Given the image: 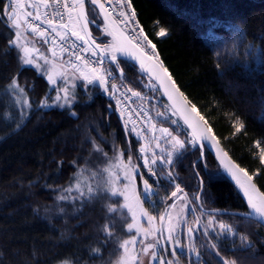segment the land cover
I'll return each instance as SVG.
<instances>
[{"label":"trees","instance_id":"trees-1","mask_svg":"<svg viewBox=\"0 0 264 264\" xmlns=\"http://www.w3.org/2000/svg\"><path fill=\"white\" fill-rule=\"evenodd\" d=\"M129 2V10L136 14L132 19L142 47L168 70L183 95L205 117L229 157L250 175L257 173L253 180L264 193V165L259 159L264 150V0ZM4 4L8 1L2 0L0 13L5 11ZM92 9L88 5L89 19L96 17L93 22L101 24ZM161 28L166 30L163 37L157 35ZM91 29L97 43L109 42L99 27L91 24ZM14 37L8 17H0V264H114L119 252L117 241L131 236L126 230L130 217L122 209L126 219L114 217L115 236L107 238L101 229L108 201L74 199L80 195L75 190L77 180L82 181L80 188L86 192L87 186L95 187L99 179V175L93 179V173L104 176L100 169L117 152L125 163L131 154L136 195L143 209L160 217L170 204L168 197L175 191V183H169L164 165H156V175L149 174L143 164L142 144L129 130L126 139L116 102L99 85L78 86L69 106L53 104L57 88L33 67H21L22 53L8 45ZM102 66L115 68L105 62ZM120 66L123 75L120 78L114 71L109 88L113 83L123 87L125 93L137 97L140 105L134 104L149 119L163 123L161 118L169 107L155 85L150 82L153 87H146L149 79L130 63L120 61ZM13 77L24 90L23 98L30 108L25 109L22 101L17 104L14 93L6 91ZM129 89L140 95L134 96ZM42 99H47L51 107H39ZM25 110L27 116L21 122ZM237 117L244 124L240 132L233 127ZM176 121L182 136L191 141L187 129L178 118ZM93 142L107 153V158L93 150ZM185 148L182 157L173 158L176 183L190 198L201 191V180L204 184L203 203H195L201 221L193 238L198 258L185 247L183 231L180 246L186 252L176 253L180 264H222L216 250L237 264H264V227L243 215L208 213L245 214L249 210L208 151L203 163L196 145L186 143ZM193 164L198 166L194 168ZM168 167L171 170L172 166ZM140 176L153 188L150 197L143 193ZM69 187L73 191H64ZM62 195L68 199H58ZM112 199L122 204L120 197ZM210 219L232 226L235 233L221 235L220 228L209 224ZM241 235L248 237L249 247L242 246ZM212 243L217 245L216 250L210 247ZM97 247L99 255L91 252ZM160 255L168 258L162 249Z\"/></svg>","mask_w":264,"mask_h":264},{"label":"snow or ice","instance_id":"snow-or-ice-1","mask_svg":"<svg viewBox=\"0 0 264 264\" xmlns=\"http://www.w3.org/2000/svg\"><path fill=\"white\" fill-rule=\"evenodd\" d=\"M51 2L59 3V0H51ZM88 2L89 0H73L72 10L69 13V21H71L72 19L71 13L77 12L76 26H80L81 22H83L81 31L84 34H81V32L76 31V26H73L70 30H71L72 36H75L77 40H82L85 45H88L90 40H92L91 35L87 32V26L88 24L92 23L96 19V17H93L92 20H89L88 16L85 13L86 5ZM106 2L107 0H105V3ZM0 3H2V0H0ZM38 3L42 5L44 8L49 7V0H38ZM90 3L100 8L101 13L105 14V22H106L105 31H107V21H108V17L110 13H108L107 9L105 8V4L101 3V0H90ZM121 3L122 4L126 3L129 9H131L132 7L129 0H121ZM32 6L33 5L31 4L28 5V7H32ZM3 7L5 11L3 13H0V17L6 15L8 17V20L10 21L9 27L14 28L16 30L15 38L14 39L10 38L8 41L9 48L15 46L22 53V55L19 56L21 67L25 65H31L37 68V70L39 71L41 66L38 63H35L34 60L32 59L33 54L37 50L34 47L26 46L24 43L21 42L22 40V32H21L22 17H21V13L19 12V9L24 7L22 0H10V2L8 4H4ZM64 7L67 9L68 5L65 4ZM92 11L94 12L95 9H92ZM23 15L28 16L32 14L25 12ZM57 15H59V13H57ZM119 15L124 16L125 21H126L129 18H135L136 14L135 12H132L131 17H128L127 13L121 12ZM32 19L40 20L41 24L44 23V21L41 20L39 12H37V14L35 15H32ZM61 19H63L62 16H61ZM125 21H115L114 20L112 22L118 24V23H123ZM23 23L27 24V30H30L34 34H38L41 37L44 36V32L43 31L38 32L36 26L32 25L31 23H28L26 20H24ZM48 26L52 28L54 31H57V34L60 36L61 41H64L66 39V36L58 31V29L56 28V24L52 20H48ZM60 27L68 28L69 25L60 24ZM112 34H113L112 32H108V35H112ZM157 35L161 37L165 36L166 30L164 28H161L160 31L157 33ZM133 39L135 38L134 37L130 38L128 36L124 37V40L128 41L129 43H132ZM144 39L147 40L148 37L145 36ZM92 42L95 43L94 40H92ZM53 43L55 44L56 42L53 41ZM148 43H149V46L153 48V51H155V45L152 44L150 40L148 41ZM95 46H96L97 51L100 53V56L98 58L99 63L102 64L104 61L105 53H107L108 49L112 48L113 46L105 45L103 43H95ZM135 46L136 45L133 44V47ZM61 50L63 51V49ZM87 50H88L87 48L84 49V51H87ZM49 51L53 53L54 57L56 56V52L53 49H49ZM97 51H93L92 54L97 55ZM115 51H119L121 54H123L124 48L122 46L117 45L115 46L114 51L110 54L111 63L115 65L114 69H109V70H105L102 72V70L99 67H90L89 68L90 74H89V73H86L83 69L78 68L77 65L75 64L72 65V68L80 73L79 78L86 81L87 84L98 83L101 89H103L105 92H108L109 88L106 87V85L109 83V81L106 77H111L113 75V72L117 70H119L121 72V75H123V70L121 69L120 62L117 61ZM142 55H146L148 59H153V57L149 54L142 53ZM77 59H80V57L78 56ZM44 60L46 64L51 65L50 69H47L42 73L43 75L47 77L48 83L50 85H55L57 79H65V80L67 79L66 70L64 71L56 70L57 66L52 61H49L46 57L44 58ZM60 67L62 68L63 65H61ZM219 67L220 65L219 63H217V68ZM141 70L142 71L147 70L145 69V66L143 63H141ZM163 70L165 73H167L168 71L166 68ZM168 80L172 81L171 75H168ZM172 87L175 89V92L179 94V96L183 99L185 104L190 103L187 97H184L183 93L180 92V89L176 87L174 82L172 83ZM116 90H117V85L113 83L111 87V91L115 92ZM6 91L10 93L19 92L21 95L24 94V90L19 87L16 77L12 78L11 82L7 86ZM57 91H58V95L56 96V100L60 101L62 99L61 96L59 95V92L63 91L65 93L63 100L65 101V103H67L69 100L68 89L66 87H58ZM129 91H132V89H129ZM132 94L134 96L140 95V93H137L135 91H132ZM171 98L172 97L169 96V99ZM16 103L19 104L20 100L18 99ZM23 106L25 109L31 107L27 99L23 100ZM58 106L63 107L64 105L60 104ZM39 107L46 108V107H51V105L47 102V99H42L39 103ZM191 112L195 113L196 117H198L200 121H203L205 125H207V121L205 117L200 114V112L197 110L194 104L191 107ZM73 115H75V113H73ZM26 116H27L26 110L21 112V122L23 118H25ZM185 122L189 124V127H193V124L189 122V120L185 119ZM233 127L235 128L236 132H240L244 128V124L242 121H240L239 117L236 118V121L233 124ZM154 128L155 126H153V129ZM159 131L162 133L163 137H171V140L168 141L172 145L171 150L166 152V158H159V160H160L161 165L167 164V165L172 166L171 170H169L167 173V179L169 180L170 184L175 183V191L171 193V196L168 197V199L177 198L178 194L184 193V189L181 187L180 184L176 183V178L174 175L175 164H176V161H174L173 159L174 153L177 155V158L182 157L183 152L181 150H185V151L187 150L185 148L186 143H191L195 145L200 140H211L213 142V147L218 148L219 141L216 139V136L212 134L211 127L207 128V135L203 134L202 132L200 136L194 135L191 141H185V140L178 139L167 128H161L159 129ZM160 138L161 137H154V139L156 140H159ZM256 144H257V147H259L260 142L257 141ZM205 148L206 146L202 145L201 151H200L201 158L205 156ZM93 150L95 152L101 153L103 156L107 158V153L104 152V150L100 148L95 142H93ZM140 151L145 152L146 149L141 148ZM224 155L227 156V153H224ZM120 156H121V153L117 152V154L112 158L114 161H116V163H109L108 166L100 169V173H106L107 178H105L103 175H100L99 173H96V172L93 173V176H92L93 179H96V177L99 175V179L97 180L95 187H93L92 185H88L87 191L86 192L82 191L80 188L82 181L77 180L75 190L78 191L80 195L79 197H75L74 199L82 198L83 201H88V202H91L96 199H104L108 201L105 204V207L107 210V216H106L105 223L103 224L102 229H101V231H103V233L105 234L107 238L111 239L115 236L114 217L119 216L121 219H126L123 216L122 209H127L128 213L131 214L132 221H133L132 223H128L126 225V230L128 232H132L133 229H135L137 235H140L141 233H143L145 238H148L154 235L157 231H160V229H157L153 225L152 222L154 220V217L148 215V213L145 212L143 208L140 206L139 204L140 197L136 195L134 191L131 196L129 195L130 186L134 179L131 173L136 171L135 166L132 165L131 163L133 159L132 155L131 154L128 155L127 164H123L122 162H120ZM157 159L158 157L154 156L149 162L147 157H145L144 166L148 168V172L150 175H156L153 165H156ZM259 159H260V163L264 165V150L260 152ZM229 164L231 165V167L227 168V171L232 176V179L236 181L237 185L243 191L245 197L247 198L248 207L251 210L250 212L244 214L245 217H250L252 220L256 221L261 226H264V193L259 192L256 189L255 184L252 183L253 175H256L257 173H253V175H249V173L245 169L239 168L236 164L232 163L231 161H229ZM197 166L198 165L193 164L194 168ZM113 167L121 168V171L123 173V179L128 181V184L123 185V188H120L117 186L119 174H117V179H112L113 173L111 169ZM160 171L163 172L164 170L161 168ZM199 175L200 173H197V177H199ZM139 179L143 182L145 193L153 191V188L147 179H145L143 176H140ZM199 183H200V187L202 191L203 190L202 186L204 184V181L201 180ZM64 191L70 192V191H73V188L69 187L68 189H65ZM119 196H123L124 198L123 204L119 203L118 200L112 199L114 197H119ZM178 198L181 201H185L188 199V196L187 194H182V195H179ZM58 199L66 200L68 199V197H65L62 195L58 197ZM191 199L193 203H201V204L203 203V197L201 196L200 192H197L196 194H194ZM137 209H139V212L137 211ZM196 210L197 209L195 208L192 209V211H196ZM139 216H143L148 220L149 225H150L148 229H143L140 226ZM168 217H169V223L166 228V231L169 233V240L171 241L173 234L175 233V230L177 228V224H174L171 222L172 221L171 214H168ZM160 220L163 222L164 217L161 216ZM213 222L214 221L212 219L209 220L210 225L213 224ZM196 223L197 224L199 223L198 219ZM219 228L221 229V235L225 233H235V229L232 226L226 225L222 222L219 224ZM191 232H192V229L190 228L189 233ZM205 235H207V233H205ZM240 240L242 241L243 247H249L251 244V242L248 240V237L245 235H241ZM159 242H160L159 240L156 241V243H159ZM117 243L119 245V248L122 249L123 252L122 254H118V259L116 261V264H137V261H139L140 258L138 255L134 254V250L130 247L131 245H134L136 243V237L133 236L130 239H124L122 241L118 240ZM176 246L177 247L180 246L179 241L176 242ZM210 247L213 250H216L217 245L215 243H212ZM154 249H155V244H147L146 246L143 247L144 255L148 256L150 254V259L148 261V264H151V261L157 258V254ZM191 250L193 249H190V251ZM91 252L99 255L100 248L98 247L92 248ZM173 255L175 256L176 254L173 253ZM215 255L219 257L220 261H222V264H237V262L234 259L230 261L226 256L222 255L221 252L218 250L215 251ZM62 264H70V262L64 261L62 262ZM140 264H143V262L141 261ZM161 264H164L163 260H161ZM169 264H171V262H169Z\"/></svg>","mask_w":264,"mask_h":264},{"label":"rangeland","instance_id":"rangeland-1","mask_svg":"<svg viewBox=\"0 0 264 264\" xmlns=\"http://www.w3.org/2000/svg\"><path fill=\"white\" fill-rule=\"evenodd\" d=\"M7 1L8 3L10 2V0H7ZM29 1L30 0H22L24 7L19 9V12L21 13V17H22V28H21L22 40L21 42L24 43L26 46L34 47L37 50L33 54L32 59L34 60L35 63H38L41 66V68L38 71L37 68L31 65H25V66L33 67L38 72L43 73L45 70L51 68V65L45 63L44 58L46 57L49 61H52L57 66L56 70H59V71L66 70V77H67L66 80L57 79L55 85H50V84L49 85L51 87H56L57 89L58 87H66L68 89V96H69L68 102L65 103V101L63 100V97L65 95L63 91L59 92V95L61 96L62 99L60 101H57L56 96L58 95V91H56L53 104H58V105L63 104L64 105L63 107L69 106L70 103L73 101V98H74V95H75V92L78 86L82 85L83 87H85V86H89L93 84H87L86 81L79 78L80 73L72 68V65L69 64V62L67 61L65 56L62 54V52L57 47H55V45L51 43L49 39H47L46 37H41L38 34H34L30 30H27L25 23H23L24 20L27 21V16H24L23 14L25 12L26 13L32 12L30 7H28ZM70 22H71L69 24L70 28H72L73 26H76V16L75 15L72 17ZM13 30H14V35H15L16 30L14 28ZM76 31L81 32V34H83L80 26H76ZM73 38L76 42L80 44L84 43L82 40H77L75 36H73ZM134 38H135L134 40H137L143 43L142 39H140L139 33ZM49 49H53L56 52L55 57L53 56V53L49 51ZM61 65H63L62 68L60 67ZM75 65H77L78 68L83 69L86 73H89V71L82 64L77 63ZM100 69L103 72L105 70H108L109 68L102 66ZM45 78L47 80L46 76ZM150 82H151L150 80L149 82H147L146 87L148 88L153 87L151 84L152 82L151 83ZM120 92L125 93L127 91L124 90L123 87L117 86V90L111 93L117 105L120 104ZM125 95L129 98V101L131 103L134 104L135 102L140 105V103L136 102L137 97H132L127 93H125ZM14 97L17 100L19 99L22 102L24 100L23 95H21L19 92L14 93ZM123 107L124 105L121 103L118 107V110H119V113H121L125 119L127 130H129V132H131L132 135L135 136L140 141V143L142 144L141 148L146 149L145 152H141V155L143 158V164H144L145 157H147V159L150 162L154 156L158 157L156 165L160 164L159 158H166V152L170 151L172 148V145L168 142L169 140H171V137H163L159 129L167 128L178 139L189 141L188 139L186 140L184 136H182L183 132L181 129H179L178 125L176 124L177 117L175 116L174 112L170 108L165 109L166 113L164 114V117L161 118L163 123H158L156 120L149 119L147 124L145 125V129L142 130L139 126L135 125L134 123L128 120L127 112L125 110H121L123 109ZM154 109H156V107ZM167 123L171 124L172 128H168L166 126L168 125ZM174 125L176 127L173 128ZM153 126H155L154 129H153ZM154 137H161V138L159 140H156L154 139ZM188 145H191V143H188ZM175 155L176 154L174 153L173 158ZM120 162H122L123 164H127L123 162L122 156H120ZM109 163H116V161L112 160ZM109 163L107 164V166L109 165ZM156 165H153V168H155ZM163 165L167 168L166 173H168L169 171L168 165L167 164H163ZM145 168L148 170L147 167ZM111 171L113 173L112 179H117V174H119V179H118V184H117L118 187L123 188V185L128 184V181L123 179V173L121 171V168L113 167ZM135 172H132L131 175L134 176ZM104 176L105 178H107L106 173ZM133 191L136 194L134 180L130 186V191H129L130 196L132 195ZM152 192L153 191L145 193L144 187H143V193L147 197H150ZM182 194H186V193L184 192ZM182 194H178V197L179 195H182ZM200 194H201V191H200ZM119 197L121 198V202L123 204L124 203L123 196H119ZM178 197L171 199L167 210L162 215L164 217L163 222L160 220V216H152L145 208L143 209L145 212L148 213V215L154 217V220L152 223L157 229H160V231H157L154 235L148 238H145L143 233H141L140 235H137L135 229H133V231L130 232L131 236L129 237V239L133 236L136 237V243L134 245H131L130 247L134 250V254L138 255L140 258V260L137 261V264H140L141 261L143 262V264H148V261L150 259V254L146 256L143 253V247L146 246L147 244H155L154 250L157 254V258L152 260L151 264H161V260H163L164 264H169V262H171V264H180V260H178L177 256L176 255L174 256L173 253L175 254L178 253L177 250L181 252H186L184 250L183 245L179 247L176 246L177 241H179V244H180V236L182 235L183 231L186 234V239H185L186 246L185 247H187V250L189 251L190 254L193 255V257H195V259L198 258L194 250L193 238H194V232L197 230L198 227L201 226L200 214L197 211H192V209L194 208L196 209V205L195 203L192 202V199L190 197H188V199L185 201H181ZM139 204L142 207V204L140 201H139ZM124 210L128 213L127 209H124ZM137 211L139 212V209H137ZM168 214H171L172 216L171 222L174 224H177V228L175 230V233L173 234L171 241L169 240V233L166 231V228L169 223ZM128 215L130 217L129 223H132L133 222L132 216L130 213H128ZM197 219L199 220L198 224L196 223ZM160 221H161V225H159ZM139 224L143 229H148L150 227L148 220L143 216H139ZM219 224L214 222L212 225L213 227H216L219 229ZM190 228L192 229L191 233H189ZM157 240H159L160 242L156 243ZM160 249H162L163 254H167L168 258L166 257L165 259L163 255L159 256ZM190 249H193V250L190 251ZM122 252L123 250L119 248L118 254H122ZM114 264H116V262Z\"/></svg>","mask_w":264,"mask_h":264},{"label":"water","instance_id":"water-1","mask_svg":"<svg viewBox=\"0 0 264 264\" xmlns=\"http://www.w3.org/2000/svg\"><path fill=\"white\" fill-rule=\"evenodd\" d=\"M88 5L91 6L93 9H95V11L98 14V18H99L101 24H98L95 22L88 24L87 32L91 35L92 40L95 41L94 35L92 33V29H91V24L96 25L97 27H99L100 30H102V33L109 38V42L106 45H112L113 46L112 48L108 49L107 53H105L103 62L115 67V65H113L111 63V55L110 54L114 51L115 46H117V45L122 46L124 48L123 54H121L119 51H115L117 61L118 62L125 61V62L130 63L135 68H137L145 77H147V79H149L153 85H155L157 90L161 93V96L164 98L168 107L174 112L175 116L179 119L181 124L187 129L191 139H193L194 135L200 136L202 132H203V134L207 135V128L209 127V125L208 124L205 125V123L203 121H200L199 118L196 117L195 113L191 112L192 103L185 104L183 99L179 96V94H177L175 92V89L172 87V83L174 82V80L173 79H172V81L168 80V75H170V73L168 71H167V73L164 72V70H163V69H165L164 65L156 57H154V55H152L151 53H149L148 51L143 49L135 41L132 40V43H129L128 41L124 40L125 36H128V37H130V36L120 27L119 24L112 22L115 19L111 15H109V17H108L107 31H105V28H106L105 14L101 13L100 8L91 4L90 0H89V2L86 5V9H85V13L87 16H88V12H87ZM75 13L77 15V12H75ZM88 19H89V17H88ZM82 26H83V22H81L80 27L82 28ZM108 32H112L113 34L108 35ZM114 37H115V39H114ZM92 40H90L88 45L91 47V49L93 51H97L96 46H95V43H97V42L95 41V43H93ZM133 44H135L136 46L133 47ZM142 53H146V54L151 55L153 57V59H148L147 56L142 55ZM97 54H98V56H100V53L98 51H97ZM141 63L144 64L145 69H147V70H145V71L141 70ZM117 74L121 78V72L119 70H117ZM175 85H176V83H175ZM176 87H177V85H176ZM169 96H171L172 98L169 99ZM117 117L119 119L121 128L124 132V135H125L126 139L128 140L129 136H128V130L126 127L125 119L120 113L117 114ZM185 119L189 120V122H191L193 124V127H189V124L185 122ZM212 134L214 135L213 131H212ZM195 145L197 148H199L200 151H201L202 145L206 146L205 151H208V153L213 157V159L215 160V162L219 166L223 175L227 178V180L237 190V192L239 193V195L243 199L244 203L246 204V206L250 212L251 210L248 207L247 198L245 197V195H244L243 191L240 189V187L237 185L236 181L232 179V176L227 171V168L231 167V165L229 164V161L236 164L239 168H241V167L234 160H232V158L229 157L228 154H227V156L224 155V153H226V152L222 148L220 142H219L218 148L213 147V142L211 140H200ZM200 159L204 163V157L201 158V156H200ZM252 183L255 184L254 180H252ZM255 186H256V189L262 193V191L257 187L256 184H255ZM208 213H211V214H233V215L245 216L244 214L237 213V212H225V211H213V210L208 211ZM247 218L251 219L250 217H247ZM159 225H161V221H160Z\"/></svg>","mask_w":264,"mask_h":264},{"label":"built area","instance_id":"built-area-1","mask_svg":"<svg viewBox=\"0 0 264 264\" xmlns=\"http://www.w3.org/2000/svg\"><path fill=\"white\" fill-rule=\"evenodd\" d=\"M102 3L105 4V8L107 9L108 13L115 19V21H125V17L119 15L121 12L127 13L128 17H131V11L128 7H126V3L122 4L120 0H101ZM67 4L68 8L66 9L64 5ZM73 0H59V3H52L49 0V7L44 8L43 12L40 14L41 20L44 21L41 24L40 20L32 19V15H35L32 12V15L27 16V22L31 23L32 25L37 27V31H43L44 36L57 47L62 54L67 58L69 64H82L88 71L90 67H102V64L99 63V56L93 55L92 52L89 51L88 46L85 44H80L76 42L71 35V28H61L60 24H70L69 21V13L72 10ZM123 7V8H122ZM59 13V15H57ZM72 17L75 15V12H72ZM61 16L63 19H61ZM48 20H52L56 24V28L58 31L66 36L64 41H61L60 36L57 34V31H54L52 28L48 26ZM122 29L130 36V38L135 37L140 32L136 27L132 18L127 19L123 23H118ZM27 26V24H26ZM141 36V35H140ZM141 39V37H140ZM134 40V39H133ZM138 44L141 45V42L134 40ZM87 48V51L84 49ZM63 49V51L61 50ZM80 59H77V57ZM87 65V66H86ZM110 83L111 77H106ZM111 99H113L111 92H105ZM114 100V99H113ZM115 101V100H114ZM116 102V101H115ZM123 104L124 107L121 110H125L127 112L128 120L134 123L135 125L139 126L142 130L145 129V125L147 124L149 118L145 111L138 105H135L129 101V98L125 95V93L120 92V104ZM119 104V105H120ZM117 105V109L119 107Z\"/></svg>","mask_w":264,"mask_h":264},{"label":"crops","instance_id":"crops-1","mask_svg":"<svg viewBox=\"0 0 264 264\" xmlns=\"http://www.w3.org/2000/svg\"><path fill=\"white\" fill-rule=\"evenodd\" d=\"M28 4L33 5L32 7H30V9L32 10V13L37 14V12H39V15L42 14L43 6L38 3V0H30ZM93 85H99V84L94 83ZM106 87L109 88V85H107ZM109 89L111 90V87Z\"/></svg>","mask_w":264,"mask_h":264}]
</instances>
